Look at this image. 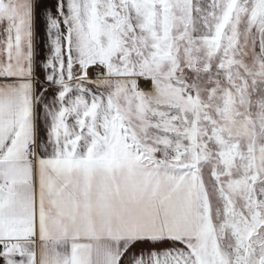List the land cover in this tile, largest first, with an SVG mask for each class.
Here are the masks:
<instances>
[{
  "label": "snow or ice",
  "instance_id": "obj_1",
  "mask_svg": "<svg viewBox=\"0 0 264 264\" xmlns=\"http://www.w3.org/2000/svg\"><path fill=\"white\" fill-rule=\"evenodd\" d=\"M0 264H264V0H0Z\"/></svg>",
  "mask_w": 264,
  "mask_h": 264
}]
</instances>
